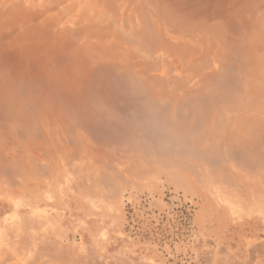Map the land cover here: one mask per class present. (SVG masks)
I'll return each instance as SVG.
<instances>
[{"label":"rangeland","instance_id":"1","mask_svg":"<svg viewBox=\"0 0 264 264\" xmlns=\"http://www.w3.org/2000/svg\"><path fill=\"white\" fill-rule=\"evenodd\" d=\"M0 264H264V0H0Z\"/></svg>","mask_w":264,"mask_h":264}]
</instances>
